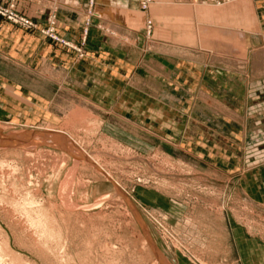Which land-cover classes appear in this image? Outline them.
<instances>
[{
  "label": "rangeland",
  "instance_id": "1",
  "mask_svg": "<svg viewBox=\"0 0 264 264\" xmlns=\"http://www.w3.org/2000/svg\"><path fill=\"white\" fill-rule=\"evenodd\" d=\"M259 1L183 0L181 16L176 0H142L131 23L144 36L127 47L147 44L135 76L104 89L82 82L79 99L56 80L49 121L21 124L29 112L11 109L16 95L0 85V264H264V74L252 69L264 52ZM0 7L3 22L76 62H86L92 28L118 37L97 0L85 1L79 44L59 36L53 15L40 25L15 0ZM128 36L116 47L127 50ZM212 36L235 54L207 48ZM193 55L198 85L179 72V56Z\"/></svg>",
  "mask_w": 264,
  "mask_h": 264
},
{
  "label": "crops",
  "instance_id": "2",
  "mask_svg": "<svg viewBox=\"0 0 264 264\" xmlns=\"http://www.w3.org/2000/svg\"><path fill=\"white\" fill-rule=\"evenodd\" d=\"M8 1L0 0V3L7 4ZM85 1L15 0V7L18 13L28 16L40 25H44L46 20L53 15L55 28L59 36L73 44H79L86 20L84 13ZM141 1L97 0L98 10L103 16V23L107 24L115 35L117 33L118 37L111 41H105L103 36L92 28L87 42L86 62L83 63L76 62L71 53L56 49L37 34L25 33L0 19V85L5 95H16V106L13 108L9 105L11 109L21 112V115L29 112L28 116H31V118L24 119L21 116H16L23 118L21 124H28L32 119L34 121L40 118V114L45 116L46 120H51L49 119L50 116H54L52 108L55 105L56 80L60 79L59 83H64L59 91L79 99L88 94V89L82 87V82L87 83L89 81L93 88L99 86L104 89L109 83L113 87L114 84H120L123 77L135 76L134 73L137 68L145 62L147 44L139 41L136 50H130L127 47L135 44L138 40L136 37L144 36V29L139 27L135 32L131 23L133 20L131 15L140 13ZM173 5L176 14L184 15L183 0H176ZM256 8H258L259 20L252 21H255L256 25L255 35L260 36L264 32V26L260 24L264 23V0L257 2ZM144 15L146 16V14ZM139 23L141 22L139 21ZM124 33L129 35L128 41L125 42L129 46L125 44L122 46L126 47L127 50L116 47L122 45L119 37ZM162 42L165 46L169 43L166 40ZM245 44L248 47L247 37ZM161 50L162 52L167 51L166 49ZM179 57H181L178 58L180 59L178 64H180L181 69L179 72L185 77L195 80L193 83L198 85L196 81L200 72L197 70V63H199L200 57L193 55L194 60L183 56ZM159 62H161L159 64H162L164 61L160 60ZM112 92L114 93V89ZM8 102L4 105V111L9 112L11 109L8 108ZM216 105V103L213 104V106ZM111 110L114 111L115 107L113 106ZM166 110L167 108L161 107L159 110L161 111L160 117L167 115L168 110ZM227 110L226 106L223 107L224 112ZM113 115L117 117L114 113ZM5 116L3 115V117ZM12 118L14 116L7 115L4 119L15 121Z\"/></svg>",
  "mask_w": 264,
  "mask_h": 264
},
{
  "label": "bare ground",
  "instance_id": "3",
  "mask_svg": "<svg viewBox=\"0 0 264 264\" xmlns=\"http://www.w3.org/2000/svg\"><path fill=\"white\" fill-rule=\"evenodd\" d=\"M217 36V35H215ZM215 36H212V37H215ZM211 38V37H210ZM225 38V37H223ZM222 37H215V39L212 38L211 41H206L205 42V46L208 48H210L212 51L214 52H219V53H228L229 55H232L235 51V49L233 48V45H230V41L228 40H225L226 42H220L219 39H223ZM210 40V39H209ZM233 43V42H232ZM235 46V44H234ZM236 48V47H235ZM173 50V49H172ZM237 50V49H236ZM240 50V49H239ZM177 51V50H176ZM191 51V50H190ZM238 52V50L236 51ZM259 52V51H258ZM239 53V52H238ZM184 55H187L188 56H191L189 55L187 52L185 53H181ZM235 54V53H234ZM217 55V54H216ZM247 55V54H246ZM227 57V56H225ZM232 57V56H231ZM231 57H228V58H231ZM237 57V56H235ZM245 57V56H244ZM190 58V57H189ZM234 58V57H233ZM195 59V58H194ZM242 61L240 59V61L238 62V60H232V58L229 60L230 64H236L238 66H242ZM246 61V60H244ZM247 62V61H246ZM244 63V62H243ZM244 65V64H243ZM252 69L255 73H257L258 75L259 74H264V52L262 53H257L255 56H254V59H253V64H252Z\"/></svg>",
  "mask_w": 264,
  "mask_h": 264
},
{
  "label": "built area",
  "instance_id": "4",
  "mask_svg": "<svg viewBox=\"0 0 264 264\" xmlns=\"http://www.w3.org/2000/svg\"><path fill=\"white\" fill-rule=\"evenodd\" d=\"M0 11H1V7H0Z\"/></svg>",
  "mask_w": 264,
  "mask_h": 264
}]
</instances>
